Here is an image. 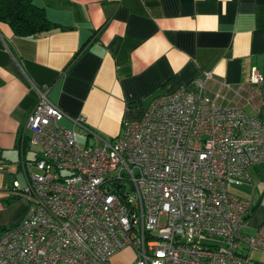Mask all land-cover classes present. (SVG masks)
<instances>
[{
  "label": "built area",
  "instance_id": "built-area-1",
  "mask_svg": "<svg viewBox=\"0 0 264 264\" xmlns=\"http://www.w3.org/2000/svg\"><path fill=\"white\" fill-rule=\"evenodd\" d=\"M211 80L202 73L152 98L139 120L93 145L78 144L36 88L24 130L38 151L8 192L27 209L0 232V264H109L125 247L133 264H259L248 253H264V224L243 234L248 203L228 187L264 165V120L217 103Z\"/></svg>",
  "mask_w": 264,
  "mask_h": 264
},
{
  "label": "crops",
  "instance_id": "crops-1",
  "mask_svg": "<svg viewBox=\"0 0 264 264\" xmlns=\"http://www.w3.org/2000/svg\"><path fill=\"white\" fill-rule=\"evenodd\" d=\"M29 2L53 28L16 36L0 23V232L27 209L8 192L38 151L24 130L36 88L47 89L64 114L59 124L88 145L115 138L152 98L202 73L211 74L207 90L217 103L264 120V0ZM251 69L257 84L249 82ZM228 192L248 203L242 232L252 235L264 224V165L246 168V179ZM250 252L264 264V254Z\"/></svg>",
  "mask_w": 264,
  "mask_h": 264
},
{
  "label": "trees",
  "instance_id": "trees-1",
  "mask_svg": "<svg viewBox=\"0 0 264 264\" xmlns=\"http://www.w3.org/2000/svg\"><path fill=\"white\" fill-rule=\"evenodd\" d=\"M0 23L6 24L16 36L39 34L53 28L29 0H0Z\"/></svg>",
  "mask_w": 264,
  "mask_h": 264
},
{
  "label": "rangeland",
  "instance_id": "rangeland-1",
  "mask_svg": "<svg viewBox=\"0 0 264 264\" xmlns=\"http://www.w3.org/2000/svg\"><path fill=\"white\" fill-rule=\"evenodd\" d=\"M77 137V140H78V144H82V145H85V142L83 141L84 140V137L81 136V135H76ZM34 155V150L29 147L28 148V151H27V157L28 158H32ZM125 185V188H127V185L126 183L124 182L123 183ZM160 224H162L163 222V217L160 218ZM243 234H247L246 233V230H243ZM248 235V234H247ZM199 243H203V244H208V245H213L214 244V241L213 240H210V239H206L204 237H202L200 240H199ZM258 253H260V255L264 254L263 252L261 251H257V250H251L250 252V257L251 258H256L258 257ZM247 252H244V255H246ZM249 255V254H248ZM261 255V256H262ZM134 256H135V252L133 250V248L131 247H125V248H122L120 249L119 251L115 252L111 258H110V261H109V264H133V261H134ZM117 258V259H116ZM116 259V263L114 262V260Z\"/></svg>",
  "mask_w": 264,
  "mask_h": 264
},
{
  "label": "bare ground",
  "instance_id": "bare-ground-1",
  "mask_svg": "<svg viewBox=\"0 0 264 264\" xmlns=\"http://www.w3.org/2000/svg\"><path fill=\"white\" fill-rule=\"evenodd\" d=\"M91 139V138H90Z\"/></svg>",
  "mask_w": 264,
  "mask_h": 264
}]
</instances>
